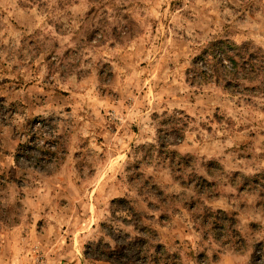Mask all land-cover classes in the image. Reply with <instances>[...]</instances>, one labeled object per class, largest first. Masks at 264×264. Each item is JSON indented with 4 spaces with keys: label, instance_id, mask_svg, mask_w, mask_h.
<instances>
[{
    "label": "rangeland",
    "instance_id": "rangeland-1",
    "mask_svg": "<svg viewBox=\"0 0 264 264\" xmlns=\"http://www.w3.org/2000/svg\"><path fill=\"white\" fill-rule=\"evenodd\" d=\"M216 39L260 49L259 75H200ZM142 236L178 264H264V0H0V264H155L121 253Z\"/></svg>",
    "mask_w": 264,
    "mask_h": 264
},
{
    "label": "trees",
    "instance_id": "trees-1",
    "mask_svg": "<svg viewBox=\"0 0 264 264\" xmlns=\"http://www.w3.org/2000/svg\"><path fill=\"white\" fill-rule=\"evenodd\" d=\"M249 46L247 44L239 45L238 43L231 41L230 39H216L215 41H212L211 44L196 58L195 65H197L198 67L199 74L204 75L206 79H208L207 75H215L217 76L218 80H225L227 87H232L234 83H239L242 75L252 76L255 79L259 75L261 66L263 64L260 58L261 50L259 49L256 51H251ZM46 121L47 120L45 119L33 120L28 125V128L37 129V132H39V130L46 129ZM176 132L181 133L182 136V131L180 128H177ZM170 139L171 138L161 142L163 151L165 150L169 152L168 145ZM54 142L56 143V140H54ZM41 145L48 146L45 151H57V148H51V146L46 145L45 143ZM33 157L34 155L31 153L28 154L27 158L31 159ZM193 160L194 157L192 155H184L182 153L171 151L169 163L171 167L173 166L172 168L177 169L178 167L179 171L183 172V170L187 168ZM208 170L211 171L212 175L213 169L210 167L208 168ZM178 178L186 187L192 188L198 195L210 196L209 189L211 186H213V183L208 180L207 177L194 173L187 179H183V177ZM146 184H148V181L146 182ZM158 195L162 197V200L167 199V196L164 192H159ZM113 202L114 204H121L125 206L129 203V201L123 197L114 198ZM124 209H128L130 213L135 212L136 215H138V212L132 206H128ZM202 218L204 224H213L214 230L223 231L224 229L228 228L229 231V227H235L234 218L225 210H207L203 214ZM149 231L154 230L149 226H144L142 227V230H140L142 235H145L146 232L149 233ZM218 235L220 236L222 234ZM149 241L150 238L142 236L141 238L135 240V243H129L126 248H123L121 250V253L130 257V253L132 252V250L137 251V249H140V252L135 253L132 258L142 263H144L143 260H147L150 256L152 257V261H155V264H166L167 262H161V259L163 257H166L164 261H167L170 258L174 261L173 264L180 263V257L178 256V254L168 252L166 246H164L163 244H153V246H151L150 249L147 250L146 244H149V246L152 245L149 243ZM153 248L155 250L154 252H151L153 251ZM113 253H118V250H113ZM142 253H145L144 256H141ZM161 255L163 256L161 257ZM109 259L112 260L110 257ZM116 260L123 262V260Z\"/></svg>",
    "mask_w": 264,
    "mask_h": 264
}]
</instances>
